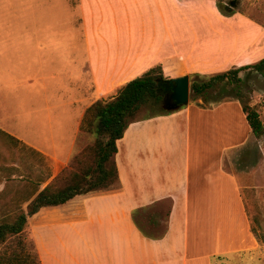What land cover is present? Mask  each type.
<instances>
[{
  "label": "crops",
  "instance_id": "1",
  "mask_svg": "<svg viewBox=\"0 0 264 264\" xmlns=\"http://www.w3.org/2000/svg\"><path fill=\"white\" fill-rule=\"evenodd\" d=\"M24 1L31 2L33 22L46 18L47 24L32 30L0 26V66L17 60L5 50L22 44L23 30L34 36V54L53 66L49 78H40L42 106L30 109L22 134H13L47 157L50 176L40 189L80 151L87 107L113 98L143 71L161 64L169 78L190 79L264 57V23L239 10L223 14L216 0H76L79 40L74 42L65 40V19L54 23L56 15L68 18L71 0ZM56 2L65 3L61 12ZM54 39L62 44L57 47ZM4 105L0 96L2 122L7 121ZM252 135L234 99L209 106L189 102L131 122L116 141L117 189L76 195L32 215L46 224V260L39 240L42 264H224L218 258L255 254L259 245L240 181L225 167ZM161 201L170 203L165 232L157 239L145 237L132 212ZM51 239L58 240L59 252Z\"/></svg>",
  "mask_w": 264,
  "mask_h": 264
},
{
  "label": "trees",
  "instance_id": "2",
  "mask_svg": "<svg viewBox=\"0 0 264 264\" xmlns=\"http://www.w3.org/2000/svg\"><path fill=\"white\" fill-rule=\"evenodd\" d=\"M223 1L216 0V6L223 14L239 10L230 9ZM244 70H253L264 75V57L254 63L232 67L209 76L193 74L194 78L190 80V98L193 101L201 100L207 106L224 100L239 101L253 136L259 139L264 134V125L257 110L245 99L243 86L246 79L239 76ZM169 80L162 65L156 64L121 85L113 98L96 100L87 107L80 129L81 132L92 135L94 141L75 156L76 168L62 170L54 182L40 189V183L50 176L48 171L45 177L30 186L29 190L18 191L12 197L16 202L15 206L1 215L0 264H42L33 240L25 232L28 217L42 207L59 205L76 195L91 191H107L119 187L114 160L116 141L123 136L131 122L174 111L164 106L165 99L171 93ZM183 106L185 105L179 108ZM142 108H146L150 113L137 119ZM0 139H5L15 146L20 144L27 147L1 128ZM5 169V166L0 164V171ZM164 204L166 210L162 216L158 213L154 216L145 215L146 212L156 210ZM169 206V202L161 201L136 208L132 212L133 222L145 237L160 238L165 232ZM142 217L146 218V224L140 221Z\"/></svg>",
  "mask_w": 264,
  "mask_h": 264
},
{
  "label": "rangeland",
  "instance_id": "3",
  "mask_svg": "<svg viewBox=\"0 0 264 264\" xmlns=\"http://www.w3.org/2000/svg\"><path fill=\"white\" fill-rule=\"evenodd\" d=\"M230 1L232 0H224L223 3L229 6ZM235 1L236 6L233 7V9L244 11L246 14L264 23V0ZM66 6L68 8V18H63L62 14L59 16L56 15L54 23L56 26L62 25L63 19H65V25L69 27V32H67V34L65 33V40L74 42L79 40V32L76 26L78 19L77 2L76 0L68 1ZM56 7H58V10H60L59 12H61L65 7V3L56 2ZM30 8V1L0 0V26H22L24 29L32 30L33 27L40 26L42 22L46 21V18L45 20L38 18L37 23H34L32 18L28 15L29 12L27 9L30 10ZM57 12L58 11H56V13ZM49 23H53V18H49ZM46 24H41V26H45ZM19 40L22 42L21 45L5 50L11 52V55L17 57V60L14 62L12 61L10 64L9 61L1 62L0 66V96L1 101L8 110L7 121L2 122L1 118L3 119L5 116L2 112L3 106H0V127L11 135L22 134L25 130L24 124L28 119L30 109L33 107L36 108L42 104V99L40 97L42 96L41 91H43V84L40 78H49V70L53 67L49 65L46 57L42 55L36 56L34 54L36 50L33 48V41L35 39L32 33L23 30ZM63 40L64 38L61 41L56 39L53 41L58 47V43L62 44L60 42ZM43 44L47 46L46 40L43 41ZM58 49L62 51V53L64 52L62 49ZM59 65H63V63L60 62ZM38 66H42V74L38 72ZM239 76L246 79V83L243 86V93L246 101L257 110L264 125V75L255 73L253 70H244L239 73ZM172 78L175 77L171 76L170 79ZM193 78L194 77L191 76L190 80ZM27 79H29V82ZM51 88H54L53 83H51ZM39 90L40 93L38 94ZM189 102H198L199 105H206L203 104L201 100L193 101L190 97L188 103ZM149 113L150 111L146 108H142L137 119L144 118ZM93 141V137L90 136V134L81 132L79 136L80 151L87 145L92 144ZM26 146L27 147H22L20 144L15 146L5 139H0V164L6 168L0 171V217L4 211L15 206L16 202L13 201L14 198L12 197L15 196L18 191L25 189L29 190L31 188L30 186H33L40 178H44L47 172L50 171V166L46 160L47 157L40 152L39 154L37 150V152H32L30 149L33 148L28 145ZM75 156L64 169L69 171L72 168H76V163L74 161ZM225 167L238 176L251 231L259 246L255 254L250 255V253H244L239 256H224L221 258V261L224 264H264V134L259 139H256L252 135L246 146L239 151H235L231 161H226ZM59 185H61V182ZM165 210L164 204L157 207L156 210L152 209L146 212L145 215L154 216L158 213L162 216ZM140 221L146 224V218L142 217ZM45 231L46 224L36 223L32 220V216L28 217L25 232L27 236L33 240L41 262L42 254L39 248L40 239L44 240L45 243V252L43 253L45 260L47 255V235L43 236ZM50 244L55 252H59L60 247L57 239L53 241L51 239Z\"/></svg>",
  "mask_w": 264,
  "mask_h": 264
},
{
  "label": "water",
  "instance_id": "4",
  "mask_svg": "<svg viewBox=\"0 0 264 264\" xmlns=\"http://www.w3.org/2000/svg\"><path fill=\"white\" fill-rule=\"evenodd\" d=\"M229 8L232 9L236 6V1L229 2ZM171 86V93L165 99V108L169 110H176L181 105H186L190 97V79L188 75H182L169 80Z\"/></svg>",
  "mask_w": 264,
  "mask_h": 264
}]
</instances>
